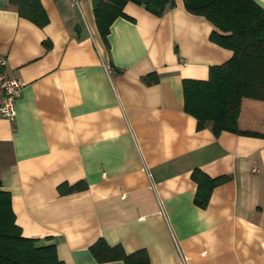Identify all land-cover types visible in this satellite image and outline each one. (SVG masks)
Masks as SVG:
<instances>
[{
	"label": "crops",
	"instance_id": "1",
	"mask_svg": "<svg viewBox=\"0 0 264 264\" xmlns=\"http://www.w3.org/2000/svg\"><path fill=\"white\" fill-rule=\"evenodd\" d=\"M40 1L43 26L0 0V67L24 83L0 116V182L22 234L72 264H124L97 260L99 239L150 264H264V136L215 134L184 109L182 80L233 54L214 25L184 0L161 15L128 1L106 43L92 0ZM246 99L239 128L264 133ZM194 170L228 175L204 206Z\"/></svg>",
	"mask_w": 264,
	"mask_h": 264
},
{
	"label": "trees",
	"instance_id": "2",
	"mask_svg": "<svg viewBox=\"0 0 264 264\" xmlns=\"http://www.w3.org/2000/svg\"><path fill=\"white\" fill-rule=\"evenodd\" d=\"M20 15L39 26L48 22L40 0H13ZM99 32L106 43L110 26L118 16L126 13V2L144 5L161 15L174 0H92ZM186 8L204 15L213 25L210 39L232 50V56L223 63L210 66L206 79L182 80L184 109L197 119V127L212 122L215 134L222 130L264 136V133L242 130L238 119L244 98L264 101V7L256 0H184ZM151 83L158 81L156 73L144 76ZM197 181L195 202L204 206L212 188L226 180L228 175L210 177L194 170ZM75 184L73 188H79ZM91 250L99 261L121 259L124 264H150L146 249L127 253L120 244L110 245L99 239ZM0 264H72L59 258L54 243L37 244V239L22 234L12 207L11 192L0 182Z\"/></svg>",
	"mask_w": 264,
	"mask_h": 264
},
{
	"label": "built area",
	"instance_id": "3",
	"mask_svg": "<svg viewBox=\"0 0 264 264\" xmlns=\"http://www.w3.org/2000/svg\"><path fill=\"white\" fill-rule=\"evenodd\" d=\"M5 60L0 59V65ZM24 83L18 78L10 75L7 70L0 67V116L13 119L16 114L15 104L21 96Z\"/></svg>",
	"mask_w": 264,
	"mask_h": 264
},
{
	"label": "rangeland",
	"instance_id": "4",
	"mask_svg": "<svg viewBox=\"0 0 264 264\" xmlns=\"http://www.w3.org/2000/svg\"><path fill=\"white\" fill-rule=\"evenodd\" d=\"M254 103L257 104L258 106H262V105L264 106V101H258L256 99L247 98L243 104L244 119L246 120L252 119V120L258 121L260 120V117H262V114H261L262 111L260 109L258 111H254L251 109V108H254L253 107Z\"/></svg>",
	"mask_w": 264,
	"mask_h": 264
}]
</instances>
